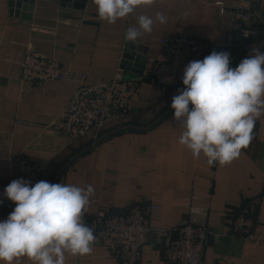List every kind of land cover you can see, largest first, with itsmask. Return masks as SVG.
<instances>
[{
    "label": "crops",
    "instance_id": "obj_1",
    "mask_svg": "<svg viewBox=\"0 0 264 264\" xmlns=\"http://www.w3.org/2000/svg\"><path fill=\"white\" fill-rule=\"evenodd\" d=\"M218 2L229 9L238 0H154L109 24L98 19L94 0H78L80 8L63 7L59 0H35L30 20L16 16L10 0H0V221L14 210L8 207L4 189L24 158L43 168L45 181L94 188L84 222L94 229L96 242L90 254L66 253V264H122L100 242V217L126 213L135 203L146 210L153 227L167 229L183 224L190 206L206 209L211 236L204 264H264V116L237 159L210 166L206 157L194 158L178 143L183 128L173 119L171 103L185 86L163 90L144 77L145 63L143 69L122 65L125 55L132 60L154 57L161 47L158 40L170 35L194 37L211 52L230 53L233 68L255 49L264 52V23L245 24L252 30L250 38L232 36ZM250 8L264 17V0ZM157 12L166 23L155 22L151 33L125 40L127 29L138 27L140 15L155 21ZM29 46L56 60L65 78L22 81L12 63ZM83 76L89 86L119 76L141 81L121 114L71 141L48 128L72 100ZM249 195L256 242L229 233L231 217ZM154 206L160 209H151ZM164 250V240L150 236L139 264H168ZM18 261L34 264L26 256Z\"/></svg>",
    "mask_w": 264,
    "mask_h": 264
},
{
    "label": "clouds",
    "instance_id": "obj_2",
    "mask_svg": "<svg viewBox=\"0 0 264 264\" xmlns=\"http://www.w3.org/2000/svg\"><path fill=\"white\" fill-rule=\"evenodd\" d=\"M98 19L114 24L135 12L140 5L154 0H94ZM138 27H129L125 40L136 41L151 33L155 22L166 23L157 12L155 21L140 15ZM235 68L230 53L216 52L193 60L185 67V86L172 97L173 119L182 128L178 143L201 155L207 164H230L253 140L256 121L264 116V52L254 50ZM191 105V107H190ZM5 197L15 204L7 219L0 221V261L19 264L26 256L34 264H66V253L84 256L96 242L94 229L84 222V213L94 188L45 180L31 185L16 179L4 189ZM192 213L203 210L192 208ZM195 264V262H194Z\"/></svg>",
    "mask_w": 264,
    "mask_h": 264
},
{
    "label": "built area",
    "instance_id": "obj_3",
    "mask_svg": "<svg viewBox=\"0 0 264 264\" xmlns=\"http://www.w3.org/2000/svg\"><path fill=\"white\" fill-rule=\"evenodd\" d=\"M252 0H238L236 6L226 9L222 2L216 5L226 15V26L231 35L250 38L252 30L246 23L254 24L260 17L251 9ZM160 50L146 59L144 77L163 90L182 88V77L190 61L203 60L210 54L208 44L189 36H165L160 38ZM24 82L62 80L65 73L59 63L29 46L12 63ZM86 76L78 81V89L69 104L49 126L50 133L65 134L71 141L80 140L100 128L114 115L121 114L138 91L141 79L119 76L112 81L87 85ZM24 179L31 185L43 180V168L37 163L21 158L13 180ZM12 180V181H13ZM253 196H247L231 217L229 233L247 242H256V220L252 213ZM8 207L15 208L13 202ZM188 208L186 221L174 228L153 227L146 210L140 204H132L126 213H105L100 217L101 244L122 264H139L142 251L150 236L164 240V256L168 264H204L205 251L211 232L206 225L208 212L192 213ZM159 210V207H151Z\"/></svg>",
    "mask_w": 264,
    "mask_h": 264
},
{
    "label": "water",
    "instance_id": "obj_4",
    "mask_svg": "<svg viewBox=\"0 0 264 264\" xmlns=\"http://www.w3.org/2000/svg\"><path fill=\"white\" fill-rule=\"evenodd\" d=\"M61 2V5L67 6L68 8H80L82 7L80 4H78V0H59ZM258 0H252L251 4L254 5ZM35 0H10V6L13 9V13L17 16L21 15L22 19L25 20H30L31 18V13L33 10V5H34ZM20 10L23 11L22 14H20ZM264 23V21L262 22ZM145 58H134L132 60L131 56L125 55L124 60L122 61V65L124 68H139L143 69V63H145ZM133 61H135L133 64Z\"/></svg>",
    "mask_w": 264,
    "mask_h": 264
}]
</instances>
